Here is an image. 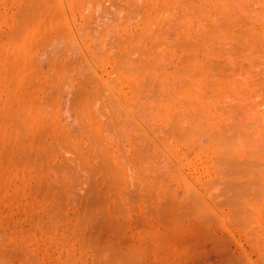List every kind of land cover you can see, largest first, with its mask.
Here are the masks:
<instances>
[{"label":"rangeland","instance_id":"374dc122","mask_svg":"<svg viewBox=\"0 0 264 264\" xmlns=\"http://www.w3.org/2000/svg\"><path fill=\"white\" fill-rule=\"evenodd\" d=\"M181 1L182 3H179ZM209 1L0 0V264H107L108 260L105 257L109 255L108 252H112L111 255L114 258L120 259V261L123 260L124 264H264V204H262L264 203V190L259 187L261 191H258L261 194L254 193L255 196L252 194L249 196L250 200L252 197L255 200H249L248 204H251V206H244L247 212L235 214L234 207H231L232 203H230L232 201L231 196L225 191V185L221 181V171H218V168H221L228 173L229 169L223 165L222 161L223 164L218 163L219 159L216 160V155H213L211 149L207 147L217 132L220 135L222 134L219 133L221 130V132L225 131L226 133V129L230 130V124L227 125L225 121L228 122L230 119L228 123H233L232 120L234 118H236L234 121L238 123L245 121V119L248 120L247 114L244 112V115L242 113L244 110L239 107L244 102L240 101L241 93L248 97V99L246 97L243 99L245 101L249 100L248 106L256 108L258 104L256 110H264V51H259L260 47L255 48V50L258 49L257 51L261 55L257 57V54H254L255 52L251 49L253 43L256 45V40L261 39L258 35L262 37L258 31L262 32L260 28L264 25H262L264 16L263 18L261 17L262 21L258 18V23L254 22L256 27L253 24L252 28L251 24L256 21L253 20V15L257 16L255 9L261 7L262 4L258 5L254 0H248L247 3L242 0L241 3H246L243 5H247V8L244 6L242 10V6L239 5L240 9L235 6L238 4L235 3L237 0L235 2L227 0L229 1L228 5H230V2H234L233 8L231 5L230 7L236 13L228 14L230 12L226 10L229 8H227L228 5L222 3L226 7L224 9L225 7L223 6V9L226 10L224 12L229 20L221 18L225 16L224 13V16H219L216 20L215 16L219 14L217 6L221 0H218L219 2L215 0L218 2L215 4L213 0ZM224 1L222 0V2ZM211 2L213 5H211ZM184 3L186 6L183 5ZM262 3H264V0ZM190 5L194 6L195 9L197 7L205 8L206 10L204 11L209 14L207 18L209 19V16L210 18L213 16L214 20L210 19L209 21L201 16V22L199 18L203 9L198 10L197 8L196 11ZM252 5L256 7L254 14L253 12L250 13L251 11H247V9L252 8ZM213 6L217 10L215 8V10H212ZM220 7L221 12L222 6L220 5ZM189 10L192 13L191 17H193L191 19L190 17L188 19L186 15L188 14L189 16L191 14ZM245 10L248 12L247 14ZM194 12L201 13H199L197 19L195 18L197 16H194ZM249 13L252 15L248 20ZM151 14L153 15L151 16ZM233 14L237 17L240 14L239 18L241 21ZM263 14L264 10L262 11ZM156 15L157 17H155ZM147 16L150 18L147 19ZM230 16L232 20L233 17H235L234 20H239V23L236 20L232 21L233 23L237 22V27L235 23L231 22L232 26L229 23ZM243 16L246 17H244L246 24H250L249 28L245 25ZM257 17L254 18L257 19ZM147 20L152 23L150 27L147 24ZM180 20L183 22L181 23ZM197 20H200V23ZM204 20L206 22H203ZM219 21L222 23H219ZM224 21L226 22L225 24L223 23ZM192 22L194 23L192 24ZM259 22H262L260 23L261 26ZM227 24H230L231 28ZM35 25L37 27H34ZM181 25L183 27H180ZM224 25H226V30H230V35L226 32ZM177 27L180 28L178 29ZM232 27L234 31H231ZM235 27L236 29H234ZM243 29L246 32L248 31L247 34ZM262 29L264 30V27ZM196 30L199 32H196ZM206 30H208V33L204 34V37L209 35L211 38L213 33L216 32V35L212 36V42V38L210 39V44H208L209 40H206L207 38L204 41L203 37H201ZM217 30L218 34L223 31L219 37H217ZM239 30L244 31V36L242 35L243 33L239 34ZM185 33L188 34L186 35ZM225 33L227 34L226 36ZM254 33L258 35L256 36ZM262 33L264 34V32ZM249 34H251V37L246 39L245 35L250 36ZM234 35L235 37L238 36L236 38L237 41H235ZM254 35L257 38H254ZM227 36L230 39L234 38H232L234 46L232 43L229 44L230 41L227 42V39L229 40ZM240 37L246 41L242 39L239 43ZM218 38L220 41H218ZM214 39L218 43L222 39L226 40V42L224 43L222 40L219 44L220 47L215 49L218 43L214 47ZM259 40H257L258 45L256 46H261L264 43L263 40ZM183 41L184 43H182ZM164 42L167 45L169 42L172 45H176V48L172 47L174 51L172 48V51H167ZM203 42L205 48L202 44ZM186 43L188 46L183 45ZM212 43L213 46L209 47ZM250 43L252 44L251 48L249 47ZM140 44L146 48L151 46L152 49H147L153 51L156 55L154 53L150 54L151 52H148L147 55L146 48H142ZM178 44H180L179 49L188 48L179 51L177 48ZM227 44L230 47L229 49H227ZM231 45L233 47H242L244 45L247 50L250 48V51L242 53L239 57L242 60H240L237 57L238 52L241 53L245 47L243 46L242 50L240 49L241 51L238 49L237 55L234 56L235 54L233 53L235 51H233ZM207 48L209 50L213 48L212 53H208L206 51ZM219 49L221 51H218ZM224 49L226 52L223 51ZM200 50L204 51L201 52ZM251 50L252 53H250ZM246 53H250L251 57L256 55L255 57L259 59L258 61H263L260 63L256 58H252L251 61V57L248 55L250 57L249 60ZM149 54L151 58H149ZM242 56H246V59L245 57L242 58ZM211 57H214L213 60ZM189 59L191 60L189 61ZM198 59H202V61L199 62ZM206 60L208 62H204ZM195 61L202 62L201 66H203L200 67V64ZM142 62L154 65L153 67L148 65L146 67L142 65L143 67H141ZM194 62L199 66L194 65ZM176 63L177 66L175 65ZM239 63H241L240 66ZM220 67L225 69L220 70L222 69ZM202 68L209 74V78L206 73L203 74L204 70L201 71ZM191 69L192 72H190ZM195 73L198 75L196 76ZM228 76L230 77L228 78ZM204 77L208 80H204ZM220 77L223 78L225 84ZM239 78L242 86L238 84ZM189 79L192 81H189ZM218 79L219 81H217ZM232 80H234L233 83ZM216 81L217 85L215 84ZM235 81L237 83L234 84ZM190 82L199 83L200 90L196 85L187 86L191 84ZM177 83H181V87ZM246 83L247 85L251 83L252 87H254L255 83V87L252 88L248 85L247 88ZM260 84L261 87H259ZM174 85L178 87L176 86L175 88ZM184 85L187 87L184 88ZM235 85L239 87L237 88ZM192 86L196 88L195 91H192L191 96L193 98L188 95L191 94L190 90L195 89H191ZM95 87L97 89L94 91ZM173 87L175 92L172 89ZM227 87L231 88L229 89L230 91ZM177 88L181 90H178L179 92L188 95V97L185 94L181 96L184 102H186V98L190 100V97L192 100L195 99L196 102L193 100V103H191V101L186 99L191 103L189 107L194 104V108L192 105L191 108L186 107L187 110L182 106V112H184L182 114L190 118L191 121L185 118L184 120L191 123H184L183 118L181 119L180 116L183 122L178 124L175 121V123L178 126L181 124L185 126L184 128L179 127L177 135H174L173 123L172 125L169 124L173 122L170 119L172 114L168 112L171 117H167L169 119L167 121L164 119L165 121H163L160 113L157 114L161 116L158 118V116L154 115L156 112L153 114L152 112L155 108L153 104L157 101L156 98L159 95L162 96L163 94L161 97L164 99L163 102H168L170 99L167 96L168 93L172 96L171 92L173 91L172 93L175 95ZM211 89L214 90L212 91ZM232 89L234 92L231 91ZM90 90L91 92H89ZM200 91L202 92L201 94L199 93ZM195 92L203 98L200 97L199 99L200 95L197 96ZM221 92L223 93L222 96L220 95ZM164 95L167 97L165 98ZM194 95H196L195 98ZM214 95L218 97L216 96V98ZM180 99L183 101L182 98ZM154 100L156 101L154 102ZM206 102L207 106L205 105ZM249 102H253L254 105ZM155 104L157 105L158 102ZM172 104L170 103V105ZM150 105H152L153 109L149 108ZM208 106L211 107L209 108ZM226 112L228 115H226ZM261 113L262 115H258L260 117L257 119L264 115V111ZM209 114L212 115V118ZM202 116H205V118ZM208 116H210L211 120L215 119L216 121L212 120L213 122H211ZM244 117L246 118L244 119ZM207 118L210 121L209 123ZM220 118H224L222 123L218 120ZM180 119L178 120L180 121ZM203 119L207 127L209 125L212 128L213 123L216 122L217 125L214 123L216 128H222L220 130L212 128L211 130L208 127L209 130L208 128L206 130ZM193 120L200 126L202 124L203 126L201 127H204L202 129L208 132L204 133L200 126L197 125L198 130L202 131V133H197L195 131L197 127ZM192 121L196 127L195 130H193ZM211 123L212 125L210 126ZM189 125H193L190 126V130ZM215 130L217 131L216 134H214ZM194 131L196 134L191 135L190 133L192 132L193 134ZM225 132L224 134H226ZM140 134L146 135V139ZM153 141H156L157 144H153ZM187 141L188 143H186ZM198 144L200 145L198 146ZM203 144L206 146H202ZM258 146L257 150L264 148L263 145ZM246 152H244L243 156ZM153 154L154 157H152ZM243 156L239 155L237 157L239 162H246L247 160V163H249L254 158L249 151L245 157ZM137 157L143 162L147 161L143 164ZM186 159L189 160L187 161ZM139 162L141 163L139 164ZM141 166L144 167L145 174L140 173V171L143 172ZM156 166L157 168L161 166V171ZM146 173L150 176L148 175L149 177H147ZM167 175L170 176L166 177ZM263 175L260 177L263 179H260L262 186L264 184ZM151 176L154 177L151 178ZM156 181L158 184H156ZM192 196H196L197 199L192 198ZM192 199H195V202L204 203L203 207L201 204H196ZM227 199L228 201L230 199L229 204ZM200 206L205 209L201 210L200 208L201 213L198 210ZM195 209L196 214L194 212ZM239 219L242 220L239 221ZM253 232L255 233L254 237L252 236ZM120 238L123 239L120 241ZM130 252L133 254L130 255ZM23 260L24 262H21Z\"/></svg>","mask_w":264,"mask_h":264},{"label":"bare ground","instance_id":"6f19581e","mask_svg":"<svg viewBox=\"0 0 264 264\" xmlns=\"http://www.w3.org/2000/svg\"><path fill=\"white\" fill-rule=\"evenodd\" d=\"M54 1H55V0H54ZM79 1H80V0H79ZM85 1H86V0H85ZM89 1H90V0H89ZM183 1H184V0H183ZM213 1H214V2H213ZM213 1H212V2L215 4V3H218L220 0H219V1L217 0L218 2H216L215 0H213ZM223 1H224V0H223ZM226 1H227V0H226ZM226 1L222 2V0H221V1H220L221 3H220V2L218 3V6H219V7L217 6V9H218L219 14L221 13V15L218 14V16H215V15H214L215 13H214L213 15L216 17V20H217V18H218L219 16H220V17H221V16H224L223 13L225 14V16H224V17H221V18H222V19H228V18H226V13L224 12V11H226V10H229L230 12L232 11L231 13H230V12L228 13V14H231V15H232V13H236V11L232 10V8H233L232 5H235L234 2H235L236 0H233L234 2H233V1L230 2V5H231L232 8L230 7V5L227 4L230 0L227 1V2H226ZM241 1H242V0H240V2H239V0H237L235 3H236V4L238 3V4L235 5V6H236V7H239L238 9H240V6H242L241 9L243 10V9H244V6H245V5H243V4H246L248 0H244V1H246V3H243V4L241 3ZM252 1H253V0H252ZM254 1L256 2V4L258 3V5H261V4H262L261 7H259V6H257V7H259L260 9H261V8H263V9H261V11H260V9L254 7V5H252V8H253V9L250 8V7L248 6V8H250L251 10H250V9H247V11H248V12L251 11L250 13L253 12V14H254V13H255V10H256V13H257V16H258V17H257L255 14L253 15L254 17H257V19L254 18V17L252 16V17H253V20H256V21H253V23H251V24H252V28H253V24L255 25L254 22H257V23H258V21H259L258 18H260V19H261L260 21H262V18H263V16H264V14L262 15V11L264 10V7H263L264 3H262L263 0H260V1L258 0L259 2H258L257 0H254ZM59 2H60V1H59ZM93 2H94V1H93ZM119 2H120V1H119ZM119 2H118V3H119ZM129 2H130V1H129ZM208 2H210V1L208 0ZM208 2H206V3L209 5ZM212 2H211V3H212ZM20 3L22 4V2H20ZM50 3H51V2H50ZM60 3H62V2H60ZM80 3H81V2H80ZM102 3H103V2H102ZM104 3H105V2H104ZM106 3H107V2H106ZM112 3H113V2H112ZM114 3H115V2H114ZM179 3H182V1L179 2ZM213 3H212L211 5H213ZM222 3H223L224 5H225V3H226V4L228 5L227 8L229 7V8H231V9H229V8L226 9V7H225ZM239 3H240V4H239ZM250 3H252V2H250ZM47 4H48V3H47ZM51 4H52V3H51ZM92 4H93V3H92ZM119 4H120V3H119ZM126 4H127V2H126ZM192 4H193V3H192ZM254 4H255V3H254ZM256 4H255V5H256ZM24 5H25V4H24ZM28 5H30V4H28ZM33 5H34V4H33ZM41 5H42V3H41ZM48 5H49V4H48ZM58 5H59V4H58ZM83 5H84V4H83ZM105 5H106V4H105ZM183 5L186 6L185 3H184ZM193 5H194V4H193ZM220 5L222 6V11H221V12H220V10H221ZM239 5H240V6H239ZM35 6H36V5H35ZM44 6H46V5H44ZM56 6H57V5H56ZM81 6H82V5H81ZM91 6H93V5H91ZM113 6H114V5H113ZM178 6H180V5H178ZM185 6H183V7H185ZM190 6H191V5H190ZM195 6H196V5H195ZM223 6L225 7L224 9H226V10L223 9ZM24 7H25V6H24ZM33 7H34V6H33ZM58 7H59V6H58ZM122 7H123V6H122ZM188 7H189V6H188ZM191 7H192V6H191ZM196 7H197V6H196ZM210 7H211V6H210ZM210 7H209V9H210ZM215 7H216V5H215ZM215 7L213 6V9H212V10H215V9H216ZM245 7L247 8V5H246ZM29 8H30V6H29ZM34 8H36V7H34ZM71 8H73V7H71ZM139 8H140V7H139ZM149 8H150V7H148V9H149ZM192 8H194V6H193ZM197 8H198V7H197ZM197 8H196V9H197ZM207 8H208V7H207ZM211 8H212V7H211ZM214 8H215V9H214ZM255 8H256V9H255ZM47 9H48V8H47ZM77 9H78V8H77ZM93 9H94V8H93ZM115 9H116V7H115ZM115 9H114V10H115ZM122 9H123V8H122ZM142 9H143V8H142ZM154 9H155V7H154ZM180 9H181V8H180ZM182 9H183V8H182ZM194 9H195V8H194ZM196 9H195V10H196ZM199 9H203V8H198V10H199ZM209 9H207V10H209ZM217 9H216V10H217ZM254 9H255V10H254ZM26 10H27V9H26ZM57 10H58V9H57ZM62 10H63V9H62ZM150 10H151V8H150ZM150 10H149V11H150ZM177 10H178V9H177ZM187 10H188V9H187ZM190 10H193V9H190ZM190 10H189V13H191ZM195 10H194V11H195ZM204 10H206V9L204 8V9H203V12L200 10V11L202 12L203 15L199 12V13L201 14V15H200V18H199L200 20H201L202 18H203V19H206V18H207V15H209L208 12H207V11H204ZM252 10H253V11H252ZM33 11H34V10H33ZM81 11H82V10H81ZM96 11H97V10H96ZM196 11H197V10H196ZM257 11H258V12L260 11V12L258 13ZM45 12H46V11H45ZM64 12H65V11H64ZM97 12H98V11H97ZM104 12H105V11H104ZM116 12H117V11H116ZM140 12H141V11H140ZM147 12H148V11H147ZM154 12H155V11H154ZM156 12H158V11H156ZM162 12H163V11H162ZM177 12H179V11H177ZM192 12H193V11H192ZM204 12H205V14H204ZM206 12H207V14H206ZM209 12H210V11H209ZM214 12H217V11H214ZM218 12H217V13H218ZM245 12H246V10H245ZM248 12H246V14H247ZM28 13H29V12H28ZM30 13H31V12H30ZM34 13H35V12H34ZM65 13H67V12H65ZM150 13H151V12H150ZM179 13H180V12H179ZM181 13H182V12H181ZM194 13H195V14H194ZM194 13H193L194 16H195V15L197 16V17H195V18L197 19V18L199 17V13H198V12H194ZM196 13H197L198 15H197ZM239 13H240V12H239ZM250 13H249L248 18H247L248 20H249L250 16L252 15V14L250 15ZM69 14H70V13H69ZM75 14H76V13H75ZM118 14H119V13H118ZM130 14H131V13H130ZM139 14H140V13H139ZM153 14H154V13H153ZM153 14H151V16H152ZM158 14H159V13H158ZM158 14H157V15H158ZM165 14H166V13H165ZM182 14H183V13H182ZM228 14H227V16H228ZM43 15H44V14H43ZM81 15H82V14H81ZM89 15H91V14L89 13ZM116 15H117V14H116ZM140 15H142V14H140ZM148 15H149V14H148ZM157 15H156L155 17H157ZM161 15H162V13H161ZM186 15H187L188 19H189V17H190V19L193 18V17H191L192 13H191L189 16H188V14H186ZM211 15H212V14H211ZM233 15H234V14H233ZM239 15H240V14H239ZM239 15H238V17H237L236 15H234V16L238 19V18H239ZM261 15H262V16H261ZM35 16H36V15H35ZM50 16H51V15H50ZM91 16H92V15H91ZM93 16H94V15H93ZM108 16H109V15H108ZM110 16H111V15H110ZM113 16H115V15H113ZM117 16H118V15H117ZM121 16H122V14H121ZM143 16H144V15H143ZM162 16H163V15H162ZM177 16H178V14H177ZM180 16H181V15H180ZM182 16H183V15H182ZM201 16H202V18H201ZM40 17H41V16H40ZM56 17H57V16H56ZM82 17H83V16H82ZM115 17H116V16H115ZM119 17H120V16H119ZM164 17H165V16H164ZM184 17H185V16H184ZM187 17H186V18H187ZM235 17H233V20H234ZM240 17H241V16H240ZM244 17H245V16H243V18H244ZM252 17H251V18H252ZM261 17H262V18H261ZM31 18H32V16H31ZM37 18H38V17H37ZM70 18H71V17H70ZM75 18H76V16H75ZM83 18H84V17H83ZM90 18H91V17H90ZM93 18H94V17H93ZM93 18H92V19H93ZM116 18H117V17H116ZM120 18H121V17H120ZM129 18H130V17H129ZM148 18H150V17L147 16V19H148ZM175 18H176V17H175ZM178 18H179V17H178ZM178 18H177V19H178ZM231 18H232V17L230 16V22H229V23H231V22L233 21ZM245 18H246V17H245ZM245 18H244V21L246 20ZM33 19H35V18H33ZM66 19H67V17H66ZM80 19H81V18H80ZM92 19H91V20H92ZM132 19H133V17H132ZM152 19H153V18H152ZM152 19H150V20H152ZM155 19H156V18H155ZM168 19H169V18H168ZM172 19H174V18H172ZM179 19H180V18H179ZM179 19H178V20H179ZM182 19L184 20V18H182ZM182 19H181V20H182ZM207 19H208V18H207ZM210 19H211V20H214V19H213V16H211V18H210V16H209V19H208V20L210 21ZM219 19H220V18H219ZM222 19H221V20H222ZM237 19H235L237 22H238L239 20L241 21L240 18H239V20H237ZM36 20H37V19H36ZM50 20H51V19H50ZM67 20H68V19H67ZM75 20H76V19H75ZM87 20H88V19H87ZM109 20H110V19H109ZM135 20H137V19H135ZM144 20H145V19H144ZM159 20H160V19H159ZM170 20H171V19H170ZM174 20H176V19H174ZM181 20H180V21H181ZM200 20H197V21L200 23ZM221 20H220V21H221ZM228 20H229V19H228ZM235 20H234V21H235ZM248 20H247V21H248ZM250 20H251V19H250ZM257 20H258V21H257ZM23 21H24V20H23ZM61 21H62V20H61ZM142 21H143V19H142ZM147 21H148V20H147ZM147 21H146V22H147ZM154 21H155V20H154ZM154 21H153V22H154ZM186 21H187V19H186ZM186 21H185V22H186ZM190 21H191V20H190ZM220 21H219V23H222V22H220ZM54 22H55V21H54ZM64 22H65V21H64ZM67 22H68V21H67ZM87 22H89V21H87ZM115 22H116V21H115ZM124 22H125V21H124ZM130 22H131V21H130ZM132 22H133V21H132ZM134 22H135V21H134ZM150 22H152V21H150ZM158 22H159V21H158ZM176 22H177V21H176ZM182 22H183V21H181V23H182ZM185 22H184V23H185ZM187 22H188V21H187ZM198 22H197V23H198ZM201 22H202V20H201ZM203 22H206V21L204 20ZM216 22H217V21H216ZM237 22H236V23H237ZM242 22H243V20H242ZM249 22H252V21H249ZM262 22H263V23H262ZM262 22H259V24H260V23H262V25L264 24V18H263V21H262ZM47 23H48V22H47ZM51 23H52V22H51ZM106 23H107V22H106ZM161 23H162V22H161ZM193 23H194V22H192V24H193ZM195 23H196V22H195ZM208 23H209V22H208ZM208 23H205V24H208ZM223 23L225 24L226 22L224 21ZM227 23H228V22H227ZM232 23H233V22H232ZM232 23H231V26H232ZM234 23H235V22H234ZM234 23H233V24H234ZM236 23H235V25H236ZM238 23H239V22H238ZM244 23H245V25H247V24H246V21H245ZM257 23H256V24H257ZM62 24H63V23H62ZM67 24H69V23H67ZM104 24H105V23H104ZM110 24H111V23H110ZM115 24H116V23H115ZM147 24H148L149 27H150V24H152V23H149V21H148ZM173 24H174V23H173ZM179 24H180V23H179ZM210 24H211V23H210ZM240 24H242V23L240 22ZM248 24H249V23H248ZM259 24H258V26H259ZM30 25H31V24H30ZM123 25H124V24H123ZM145 25H146V24H145ZM148 25H147V26H148ZM154 25H155V24H154ZM168 25H169V24H168ZM182 25H184V24H182ZM182 25H181L180 27H183ZM185 25H186V23H185ZM199 25H200V24H199ZM199 25H198V26H199ZM212 25H213V24H212ZM235 25H234V26H235ZM249 25H250V24H249ZM249 25H247V27H248ZM69 26H70V25H69ZM75 26H77V25H75ZM125 26H127V25H125ZM142 26H143V25H142ZM158 26H159V24H158ZM161 26H162V24H161ZM169 26H170V25H169ZM188 26H190V25H188ZM204 26H205V25H204ZM225 26H226V25H224V28H225ZM227 26L231 28L230 24H227ZM237 26H238V25H236V27H237ZM260 26H261V24H260ZM34 27H37V26L35 25ZM70 27H71V26H70ZM107 27H108V26H107ZM116 27H117V26H116ZM123 27H124V26H123ZM159 27H160V26H159ZM167 27H168V26H167ZM171 27H172V26H171ZM180 27H179V28H180ZM201 27H203V26H201ZM217 27H218V26H217ZM236 27H235L234 29H236ZM255 27H256V25H255ZM255 27H254V28H255ZM261 27L263 28L264 25L261 26ZM17 28H18V27H17ZM40 28H41V27H40ZM130 28H131V27H130ZM142 28H143V27H142ZM146 28H147V27H146ZM175 28H176V27H175ZM177 28H178V27H177ZM179 28H178V29H179ZM204 28L207 29L206 27H204ZM222 28H223V27H222ZM222 28H221V29H222ZM248 28H249V27H248ZM248 28H246V29L248 30ZM262 28H260V29H261L262 32H264V30H263ZM37 29H38V28H37ZM68 29H70V28L68 27ZM77 29H78V28H77ZM101 29H102V28H101ZM112 29H113V28H112ZM131 29H132V28H131ZM140 29H141V28H140ZM173 29H174V28H173ZM195 29H196V28H195ZM208 29H209V26H208ZM214 29H215V27H214ZM216 29H217V28H216ZM226 29H227V28H225V30H226ZM240 29H241V26H240ZM258 29H259V28H258ZM70 30H71V29H70ZM117 30H118V29H117ZM141 30H143V29H141ZM147 30H148V29H147ZM157 30H158V27H157ZM161 30H162V29H161ZM176 30H177V29H176ZM193 30H194V29H193ZM199 30H201V29H199ZM222 30H223V29H222ZM225 30H224V31H225ZM243 30H244V29H243ZM254 30H255V29H254ZM254 30H253V32H254ZM18 31H19V30H18ZM67 31H68V30H67ZM75 31H76V30H75ZM78 31H79V30H78ZM80 31H81V30H80ZM103 31H104V30H103ZM108 31H109V30H108ZM114 31H115V30H114ZM149 31H150V30H149ZM154 31L157 32L156 29H154ZM179 31H180V30H179ZM184 31H185V30H184ZM197 31H198V30H196V32H197ZM209 31H210V30H209ZM211 31L214 32L213 30H211ZM220 31H221V30H220ZM229 31H230V30H229ZM229 31L226 30V32H228V33H229ZM231 31H234V30H233V27H232V30H231ZM240 31H242V30H239V34L241 35V34L243 33L242 35L244 36V34H245L244 31H245V30L242 31L241 33H240ZM40 32H41V31H40ZM81 32H82V31H81ZM124 32H125V31H124ZM155 32H154V33H155ZM172 32H173V31H172ZM186 32H188V31H186ZM198 32H199V31H198ZM212 32H211V33H212ZM222 32H223V31H222ZM222 32H221V33L219 32L220 34H218V30H217V34H218L217 37H219V35H221ZM235 32H237V31H235ZM245 32H246V31H245ZM247 32H248V31H247ZM247 32H246V34H247ZM249 32H251V31H249ZM256 32H257V31H256ZM262 32L258 31V33H259L262 37H260L258 34H257V35H258L259 38H261L260 40H263V41H264V36H263L264 34H263ZM101 33H102V32H101ZM105 33H106V32H105ZM113 33H114V32H113ZM130 33H131V32H130ZM142 33H143V32H142ZM146 33H147V32H146ZM207 33H208V30H206V32H204V33L202 34L201 37H203L204 41H205V38H207L206 40H209V43H208V44H210V43L213 41V37H212V36H213V35H216V32L213 33V35L211 36L212 39L209 37V35H205V37L203 36L204 34H207ZM232 33H233V32H232ZM64 34H66V33H64ZM106 34H107V33H106ZM132 34H133V33H132ZM149 34H150V33H149ZM156 34H157V33H156ZM160 34H161V33H160ZM174 34H175V33H174ZM185 34H186V33H185ZM187 34H188V33H187ZM187 34H186V35H187ZM190 34H191V33H190ZM233 34H235V33H233ZM233 34H232V35H233ZM254 34H255V33H254ZM16 35H17V34H16ZM139 35H140V34H139ZM145 35H147V34H145ZM175 35H177V34H175ZM193 35H194V34H193ZM198 35H199V34H198ZM226 35H227V34L225 33V36H226ZM229 35H230V33H229ZM249 35H250V36H246V35H245L246 39H248L247 37H251V34H249ZM255 35H256V34H255ZM255 35H254V38H257V37H255ZM257 35H256V36H257ZM17 36H18V35H17ZM17 36H16V37H17ZM106 36H107V35H106ZM163 36H164V35H163ZM167 36H168V35H167ZM180 36H181V34H180ZM199 36H200V35H199ZM207 36H208L209 38H208ZM243 36H241V37H243ZM20 37H21V36H20ZM28 37H29V36H28ZM152 37H153V36H152ZM171 37H172V36H171ZM183 37H184V36H183ZM227 37H228V36H227ZM231 37H232V36H231ZM241 37H240L241 40L238 39V40H239V41H238L239 43H240V41H242V39H244V38H241ZM132 38H133V37H132ZM167 38H168V37H167ZM175 38H176V37H175ZM178 38H179V37H178ZM187 38H188V37H187ZM192 38H193V37H192ZM221 38H222V37H221ZM225 38H226V37H225ZM228 38H229V37H228ZM232 38H233V37H232ZM232 38H231V39H232ZM234 38H235V41H237L236 38H238V36L235 37V35H234ZM234 38H233V39H234ZM137 39H138V38H137ZM162 39H163V38H162ZM168 39H169V38H168ZM196 39H197V38H196ZM203 39H202V41H203ZM210 39H211V42H210ZM231 39H230V38H229V40L227 39V42L230 41L229 44L232 43V45H233L234 42H232V41H234V40H233V39L231 40ZM249 39H251V38H249ZM252 39H253V37H252ZM176 40H177V39H176ZM193 40H194V39H193ZM222 40H223V39H222ZM222 40H221V42H222ZM244 40H245V39H244ZM257 40H259V39H257ZM257 40H256V42H255L256 45H258V44H257ZM260 40H259V41H260ZM150 41H151V40H150ZM150 41H149V42H150ZM152 41H153V40H152ZM160 41H161V40H160ZM163 41H164V40H163ZM169 41H170V40H169ZM218 41H220L219 38H218ZM218 41L216 42V39H214V42H213V43H214V47H215L216 43H218ZM223 41H224V40H223ZM245 41H246V40H245ZM221 42H220V43H221ZM225 42H226V40L224 41V43H225ZM238 42H237V43H238ZM243 42H244V41H243ZM250 42H252V40H250ZM138 43H139V42H138ZM174 43H175V42H174ZM177 43H178V40H177ZM182 43H184V41H183ZM188 43H189V42H188ZM205 43H206V42H205ZM213 43H212L211 45H209V47H210V46H213ZM220 43H218V46L216 45V48H215V49H217V47H218V48L220 47V46H219ZM224 43H223V44H224ZM235 43H236V42H235ZM239 43H238V44H239ZM146 44H147V43H146ZM156 44H157V43H156ZM189 44H191V43H189ZM193 44H194V43H193ZM202 44H203V46H204V42H203ZM202 44H201V45H202ZM208 44H207V45H208ZM248 44H249V42H248ZM161 45H162V44H161ZM164 45H165V48L167 49V51H168V50H171V48H172L173 46L176 48V45H172V44H170V42L168 43V45H167V43L164 42ZM179 45H180V44H178V47H177L178 49H179ZM183 45H187V43H186V44H183ZM201 45H200V46H201ZM224 45H225V44H224ZM224 45H223V46H224ZM227 45H228V44H227ZM232 45H231V47L234 46V45H233V46H232ZM251 45H252V44L250 43V45H249L250 48H251ZM254 45H255V44L253 43V47H252L251 49L255 52L254 54H257V57H260L261 55H260V52H259V51H261V50L264 51V43L262 44L263 47H262V45H261V46H256V45L254 46ZM140 46H141V44H140ZM148 46H149V45H148ZM170 46H171V47H170ZM187 46H188V45H187ZM193 46H194V45H193ZM243 46H244V45H243ZM243 46H242V47H241V46H237V47L235 46V47H233V51H235V52L233 53V54H235L234 56L237 55L238 49H239V50H240V49L242 50ZM246 46H247V45H246ZM141 47H142V46H141ZM141 47H140V48H141ZM149 47H151V46H149ZM149 47H147V48H148V49H152V47H151V48H149ZM162 47H163V46H162ZM195 47H196V46H195ZM207 47H208V46H207ZM209 47H208V48H209ZM239 47H240V48H239ZM244 47H245V46H244ZM249 47H248V48H249ZM257 47H260V48H259V51H257L258 49L255 50V48H257ZM142 48H146V47H142ZM147 48H146V50H147L146 54H147L148 52H151L150 54L154 53L153 51H149ZM169 48H170V49H169ZM185 48H188V47H185ZM185 48H183V49H185ZM204 48H205V46H204ZM208 48L206 49V51H207L208 53H210V52L212 53L213 48H211L212 50H209ZM226 48H227V47H226ZM229 48H230V47H229V45H228V48H227V49H229ZM234 48H236V50H234ZM250 48L247 50V47H245L244 49H246V50H244V49H243L242 51L240 50L241 53L238 52V56H237V57L239 58L240 55H241L242 53H244L245 51H246V52H247V51H250ZM155 49H156V48H155ZM178 49H177V51H178ZM183 49L181 48V49H179V51H180V50H183ZM191 49H193V48H191ZM194 49H195V48H194ZM197 49H198V48H197ZM200 49H202V48H200ZM220 49H221V48H220ZM220 49H219L218 51H221ZM222 49H223V48H222ZM144 50H145V49H144ZM172 50L174 51L173 48H172ZM172 50H171V51H172ZM204 50H205V49H204ZM204 50H203V51H204ZM252 50H251L250 53H252ZM175 51H176V50H175ZM191 51H192V50H191ZM191 51H190V52H191ZM195 51H196V50H195ZM200 51H201V50H200ZM200 51H199V52H200ZM203 51H201V52H203ZM223 51H225V49H224ZM223 51H222V52H223ZM228 51H229V50H228ZM263 51H262V52H263ZM143 52H145V51H143ZM188 52H189V50H188ZM201 52H200V53H201ZM225 52H226V51H225ZM168 53H169V52H168ZM171 53H172V52H171ZM183 53L186 55L185 52H183ZM193 53H194V51H193ZM200 53H199V54H200ZM215 53H216V52H215ZM230 53H231V52H230ZM250 53H249V54L246 53V56H247V58H249V60H250V57H251ZM150 54H149V58H151V57H150ZM154 54H155V53H154ZM173 54H174V53H173ZM176 54H177V53H176ZM188 54H189V53H188ZM201 54H203V53H201ZM217 54H218V53H217ZM147 55H148V54H147ZM155 55H156V54H155ZM197 55H198V53H197ZM205 55H206V57H207V54H206V53H205ZM230 55H231V54H230ZM248 55H249L250 57H249ZM259 55H260V56H259ZM168 56H169V55H168ZM183 56H184V55H183ZM208 56H209V55H208ZM234 56H232V57H234ZM246 56H242V58L245 57V59H246ZM255 56H256V55H255ZM255 56H254V57H251V61H252V58H253V59L256 58L257 61L259 60V59H258L257 57H255ZM147 57H148V56H147ZM153 57H154V56H153ZM184 57H185V56H184ZM184 57H183V60H184ZM194 57H195V56H194ZM262 57H263V56H262ZM161 58H162V57H161ZM165 58H166V57H165ZM185 58H187V57H185ZM209 58H210V57H209ZM211 58H212V57H211ZM213 58H214V57H213ZM213 58H212V60H213ZM263 58H264V57H263ZM140 59H141V58H140ZM146 59H147V58H146ZM156 59H157V58H156ZM158 59H159V58H158ZM176 59H177V58H176ZM227 59H228V58H227ZM239 59H240V58H239ZM239 59H238V60H239ZM159 60H160V59H159ZM166 60H167V59H166ZM190 60H191V59H189V61H190ZM198 60H199V59H198ZM212 60H211V61H212ZM234 60H235V59H234ZM240 60H242V59H240ZM260 60H261V59H260ZM141 61H142V60H141ZM157 61H158V60H157ZM157 61H156V62H157ZM163 61H164V60H163ZM169 61H170V60H169ZM175 61H176V60H175ZM196 61H197V60H196ZM196 61H195V62H196ZM200 61H202V59L199 60V62H200ZM217 61H218V60H217ZM220 61H221V60H220ZM222 61H223V60H222ZM224 61H225V60H224ZM235 61H236V60H235ZM257 61H256V62H257ZM262 61H263V60H262ZM262 61H261V62H262ZM138 62H140V61H138ZM138 62H137V63H138ZM145 62H146V61H145ZM153 62H154V61H153ZM195 62H194V65H198V64H195ZM199 62H196V63H199ZM204 62H208V61L206 60V61H204ZM253 62H254V60H253ZM258 62H260V61H258ZM261 62H260V63H261ZM181 63H183V61H181ZM185 63H186V60H185ZM192 63H193V61H192ZM201 63H202V62H201ZM201 63H199V64H200V67L203 66V65L201 66ZM213 63H214V62H213ZM224 63H226V62H224ZM235 63H236V62H235ZM149 64H151V65H149ZM161 64H162V62H161ZM204 64H205V63H204ZM208 64H210V63H208ZM208 64H206V65H208ZM214 64H215V63H214ZM221 64H222V63H221ZM236 64H237V63H236ZM236 64H235V65H236ZM240 64H241V63H239V66H240ZM262 64H263V63H262ZM142 65H143L144 67H146L147 65L153 67L154 64H153V65H152V63H146V64H144V62H142V63H141V67H143ZM157 65H158V64H157ZM175 65L177 66V63H176ZM179 65H180V64H179ZM182 65H183V64H182ZM187 65H188V61H187ZM192 65H193V64H192ZM223 65H224V64H223ZM244 65H245V64H244ZM263 65H264V64H263ZM139 66H140V65H139ZM160 66H161V65H160ZM163 66H164V65H163ZM180 66H181V65H180ZM198 66H199V65H198ZM208 66H209V65H208ZM208 66H207V67H208ZM212 66H213V65H212ZM216 66H217V64H216ZM224 66H225V65H224ZM183 67H184V66H183ZM193 67H194V66H193ZM222 67H223V66H222ZM222 67H220V68H222ZM148 68H150V67H148ZM155 68H156V67H155ZM196 68H197V66H196ZM198 68H199V67H198ZM215 68H217V67H215ZM253 68H254V67H253ZM159 69H160V68H159ZM175 69H177V68H175ZM178 69H179V68H178ZM206 69H207V68H206ZM209 69H210V67H209ZM223 69H225V68H222V69H220V70H223ZM247 69H248V68H247ZM247 69H246V70H247ZM145 70H146V69H145ZM181 70H183V69H181ZM197 70H198V69H197ZM203 70H204V69L202 68L201 71H203ZM218 70H219V68H218ZM248 70H249V69H248ZM167 71H168V70H167ZM176 71H177V70H176ZM148 72H149V71H148ZM177 72H178V71H177ZM190 72H192V69H191ZM214 72H218V71H214ZM222 72H223V71H222ZM245 72H248V71H245ZM158 73H159V72H158ZM161 73L163 74V72H161ZM164 73H165V72H164ZM166 73H167V72H166ZM171 73H172V72H171ZM182 73H183V72H182ZM198 73H199V72H198ZM205 73L207 74V77L209 78V74L204 70L203 74H205ZM229 73H230V72H229ZM257 73H258V72H257ZM261 73H262V72H261ZM183 74H184V73H183ZM195 74H196V73H195ZM195 74H194V75H195ZM214 74H215V73H214ZM219 74H220V73H219ZM236 74H237V73H236ZM251 74H252V73H251ZM145 75H146V74H145ZM148 75H149V74H148ZM159 75H160V74H159ZM169 75H170V74H169ZM173 75H174V74H173ZM185 75H186V74H185ZM197 75H198V74H196V76H197ZM223 75H224V74H223ZM242 75H243V74H242ZM260 75H261V74H260ZM150 76H151V75H150ZM162 76H163V75H162ZM164 76H165V75H164ZM188 76H189V75H188ZM188 76H187V77H188ZM191 76H192V75H191ZM196 76H195V77H196ZM203 76H204V75H203ZM205 76H206V75H205ZM236 76H237V75H236ZM251 76H252V75H251ZM152 77H154V76H152ZM167 77H168V76H167ZM178 77H179V76H178ZM222 77H224V76H222ZM222 77H220V78H222ZM225 77H226V76H225ZM229 77H230V76H228V78H229ZM247 77H248V76H247ZM148 78H149V77H148ZM168 78H169V77H168ZM171 78H172V75H171ZM179 78H180V77H179ZM179 78H178V79H179ZM184 78H186V77L184 76ZM204 78H205L204 80L207 79L206 77H204ZM212 78H213V77H212ZM212 78H211V79H212ZM250 78H251V77H250ZM256 78H257V77H256ZM143 79H144V78H143ZM166 79H167V78H166ZM166 79H165V80H166ZM172 79H173V78H172ZM175 79H176V78H175ZM178 79H177V80H178ZM181 79H182V78H181ZM245 79H246V78H245ZM148 80H149V79H148ZM161 80H162V79H161ZM187 80H188V79H187ZM207 80H208V79H207ZM230 80H231V79H230ZM237 80H238V79H237ZM175 81H176V80H175ZM189 81H192V80L189 79ZM212 81H213V80H212ZM217 81H219V79H218ZM217 81L215 82L216 85H217ZM226 81H227V80H226ZM233 81H234V80H232V83H233ZM251 81H252V80H251ZM251 81H248V82H251ZM253 81H256V80H253ZM148 82H149V81H148ZM153 82H154V81H153ZM158 82H159V81H158ZM179 82H180V81H179ZM208 82L210 83V81H208ZM220 82H221V80H220ZM222 82H224L223 78H222ZM240 82H241V81H240V78H239L238 84H241V83H242V82H241V83H240ZM246 82H247V81H246ZM257 82H258V81H256V83H257ZM145 83H146V82H145ZM161 83H162V82H161ZM190 83H191V82H190ZM235 83H237V82L235 81L234 84H235ZM243 83H244V81H243ZM251 83H252V82H251ZM251 83H250V85H249V83H248L249 87L251 86ZM258 83H259V82H258ZM175 84H176V83H175ZM180 84H181V83H180ZM180 84L177 83V85H179V87H181ZM184 84H186V83L184 82ZM187 84H188V82H187ZM198 84H199V83H198ZM198 84H197V82H195V84H194V83H191L190 85H187V86L190 87L191 85H193V86L196 85V86L199 87V90H200V85H198ZM224 84H225V82H224ZM224 84H223V86H224ZM238 84H236V85H238ZM244 84H245V83H244ZM157 85H160V84H157ZM162 85H163V84H162ZM177 85H174L175 88H176ZM212 85H213V83H212ZM229 85H230V84H229ZM236 85H235V86H236ZM248 85H247V83H246L247 88H248ZM252 85H253V84H252ZM147 86H148V85H147ZM151 86H152V85H151ZM155 86H156V85H155ZM187 86L184 85V88L187 87ZM193 86H192L191 89H194V88H195V87H193ZM219 86H220V85H219ZM223 86H222V88L225 87V86H224V87H223ZM226 86H227V85H226ZM239 86H242V84L239 85ZM239 86H236V87L238 88ZM243 86H244V85H243ZM256 86H258V84H256ZM85 87H86V86H85ZM159 87H162V86H159ZM177 87H178V86H177ZM198 87H197V89H198ZM214 87H215V85H214ZM228 87H230V86H228ZM228 87H227L228 90L231 89V88H228ZM236 87H235V88H236ZM251 87H252V86H251ZM254 87H255V83H254ZM254 87H252V88H254ZM259 87H261V84H260ZM86 88H87V87H86ZM145 88H146V87H145ZM153 88H154V87H153ZM162 88H163V87H162ZM175 88H174V87L172 88L173 91H174ZM212 88H213V87H212ZM240 88H241V87H240ZM240 88H239V89H240ZM243 88H246V87H243ZM252 88H250V89H252ZM84 89H85V88H84ZM95 89H97V88L95 87V88H94V91H95ZM141 89H143V88H141ZM141 89H140V90H141ZM167 89H168V88H167ZM167 89H166V90H167ZM201 89H202V88H201ZM216 89H217V88H216ZM233 89H234V88H233ZM233 89H232L231 91H233ZM258 89H260V88H258ZM140 90H139V91H140ZM166 90H165V93H166ZM178 90L181 91L180 89L177 88V90H176L177 93H175V95L172 93V92H173V91H172V92H171L172 96H170L169 93H168V95L165 94V95L169 96L168 98H170V99L168 100V102H170L171 104L173 103L172 105H170V103L168 104V102H163L164 99L161 98V97L163 96V94L161 93L162 96L159 95L158 98H156L157 101L154 100V102H155V101L158 102L159 105H158V104L156 105V104H155L156 102H155V103L153 104V105H154L153 107H155V108H154V111L151 110V111H153L152 114H153L154 112H156V113H154V115H155L156 117L158 116V118L161 117V116L157 115L158 113H160V114L162 115V120H163V121H165L164 119H166V121H167V119H169V118L172 116L170 119H172L173 122L169 123V120H168V123L171 124V125H172V123H173V127H172V128L175 129V130L173 129V130H174V131H173V134H174V135H175V134L177 135V133H178L177 129H178L179 127L184 128V126H185V125L183 126V124H181L182 126H181V125L178 126V125L175 123V121H176L178 124H180L181 122H183L182 120H184V118L190 120V118H187V117L183 116L184 112H182V106L186 108V107H189V105H190L191 103H193V102H192L193 100H194V102H196L195 99H193V100L191 99V97L193 98V96H191L192 93H193L192 91H195L196 88H195L194 90H190V91H191V94H188L189 96H191V97L189 98L190 100H188V99L186 98L188 101H191V103H189L186 99H185L186 102H184V99H183V97H181V96H183V95L185 94L186 97H188V95H187L186 93L179 92ZM211 90L213 91L214 89H211ZM228 90H227V91H228ZM240 90H242V89H240ZM240 90H239V91H240ZM246 90H247V89H246ZM246 90H245V91H246ZM256 90H257V89H256ZM97 91H98V90H97ZM99 91H101V90L99 89ZM142 91H144V89H143ZM163 91H164V90H163ZM170 91H171V90H170ZM225 91H226V88H225ZM225 91H224V92H225ZM229 91H230V90H229ZM236 91L238 92L237 89H236ZM247 91H248V90H247ZM250 91H251V90H250ZM260 91H261V90H260ZM260 91H259V92H260ZM89 92H91V90H90ZM161 92H162V91H161ZM168 92H169V91H168ZM174 92H175V91H174ZM178 92H179V93H178ZM196 92H197V91H196ZM196 92H195V94H196ZM215 92L217 93V91H215ZM215 92H214V93H215ZM218 92H219V91H218ZM233 92H234V91H233ZM259 92H258V93H259ZM263 92H264V91H263ZM148 93H149V92H148ZM197 93H198V92H197ZM199 93L201 94L202 92L200 91ZM205 93H206V92H205ZM228 93H229V92H228ZM231 93H232V92H231ZM261 93H262V92H261ZM98 94H99V93H98ZM140 94H141V92H140ZM150 94H151V93H150ZM181 94H182V95H181ZM200 94H199V95H200ZM203 94H204V93H203ZM203 94H202V95H203ZM206 94H207V93H206ZM206 94H204V95H206ZM219 94H220V93H219ZM219 94H218V96H219ZM222 94H223V93L221 92L220 95L222 96ZM233 94H234V93H233ZM236 94H237V93H236ZM165 95H164V97L166 98L167 96H165ZM196 95H197V94H196ZM196 95H194V98H195ZM199 95H197V96H199ZM241 95H242V96H241ZM244 95H245V94H244ZM244 95H243L242 93L240 94V96H241L240 101H242V102L244 101V102L241 103L242 105H241V104H238V105H241V106H239V107H241V108L244 110V111H242V113L245 112V113L247 114V119H248V120H246V119H245L246 117H244L245 121H242V122H239V123L234 121L236 118H234V119L232 120L233 123H232L231 121H230L231 123H228L230 119L228 120V122L225 121V122L227 123V125L230 124V127H229L230 130L228 131V130L226 129L227 133L224 131L226 134H224V132H221V131H222V130H221L219 133H222V134H220V135L218 134V132H217L216 130H220V128H222V127H220V128H219V127L216 128V126H215L216 122H214L215 124L213 123L212 128L216 129L214 134H216V132H217V134H216L215 136L212 137L210 143L208 142L209 145L207 146V147H208L209 149H211V151L213 152L212 154H213V155H214V154L216 155V157H217L216 160L219 159V161H217V162H218V163H221V164L224 163L223 165H225L226 168L229 169L228 173H227V172H224L221 168H218V171H219V170L221 171V172H220V174L222 175V176H221V178H222L221 181L224 183L223 185H225V191L228 192V194H230V196H231V200H232V201H230V199H229V201H230V203H232L231 207H234L235 214H237V213H238V214H241V213H245V212H247L246 209H244V208H245L244 206H245V205H249V206H251V204H248V202H249V200H250L249 196H250L251 194L255 196L254 193H259V194H261V192H260L261 190H260V189H263V190H264V187H263L264 184H263V186H262V184H260L261 180H263V179L260 178V177H261V175L264 174V161H263V160H264V148H263V147H264V117H263L264 115L261 116L260 119H257V118L260 117V116H258V115H260V114L262 115L261 112H263L264 110H263V111H261V110H260V111H259V110H256V108H258V106H257L258 104L256 105V108H253V106H250V105L248 106L247 104H248V101H249V100H248V101L243 100V99H245V97H246V96H244ZM246 95H247V94H246ZM249 95H250V94H249ZM156 96H157V95H156ZM214 96L216 97L217 95H214ZM218 96H217V97H218ZM223 96L226 97L225 95H223ZM235 96H236V95H235ZM243 96H244V98H242ZM200 97H201V95L199 96V99H200ZM217 97H216V98H217ZM229 97H230V96H229ZM229 97H227V98H229ZM238 97H239V96H238ZM259 97H260V96H259ZM99 98H100V97H99ZM180 98H182L183 101H182ZM184 98H185V96H184ZM201 98H203V97H201ZM206 98H207V96H206ZM209 98H210V97H209ZM211 98H212V97H211ZM227 98H226V99H227ZM246 98L248 99V97H246ZM251 98H252V97H251ZM207 99H208V98H207ZM222 99H223V98H222ZM241 99H242V100H241ZM260 99H261V98H260ZM110 100H111V99H110ZM147 100H148V99H147ZM196 100H197V99H196ZM209 100H210V99H209ZM215 100H216V99H215ZM220 100H221V99H220ZM220 100H219V102H220ZM252 100H253V99H252ZM254 100H255V99H254ZM198 101H199V100H198ZM204 101H205V100H204ZM112 102H113V101H112ZM140 102H141V101H140ZM207 102H209V101H207ZM207 102H206V104H205L206 106H207ZM253 102H255V101H253ZM253 102H251V103L253 104ZM110 103H111V101H110ZM110 103H109V104H110ZM202 103H203V101H202ZM210 103H211V102H210ZM210 103H209V104H210ZM212 103H213V102H212ZM249 103H250V102H249ZM251 103H250V104H251ZM258 103H259V102H258ZM104 104H105V103H104ZM106 104H107V103H106ZM112 104H113V103H112ZM112 104H111V105H112ZM138 104H140V103H138ZM199 104H200V103H199ZM216 104H217V103H216ZM220 104H221V103H220ZM107 105H108V104H107ZM155 105H156V106H155ZM192 105H193V108H194V104H192ZM192 105H191V107H192ZM213 105H214V104H213ZM224 105H225V104H224ZM235 105H236V104H235ZM253 105H254V104H253ZM261 105H262V104H261ZM263 105H264V104H263ZM141 106H142V104H141ZM151 106H152V105H150L149 108L153 109V107H151ZM199 106H200V105H199ZM201 106H202V104H201ZM217 106H218V105H217ZM144 107H145V106H144ZM191 107H189V108H191ZM208 107H209V106H208ZM208 107H207V108H208ZM210 107H211V106H210ZM210 107H209V108H210ZM215 107H216V106H215ZM221 107L227 108V107H225V106H221ZM110 108H111V107H110ZM197 108H198V107H197ZM209 108H208V110H209ZM186 109H187V108H186ZM202 109H203V108H202ZM235 109H236V107H235ZM237 109H238V108H237ZM141 110H142V109H141ZM187 110H188V109H187ZM203 110H204V109H203ZM203 110H202V111H203ZM205 110H206V109H205ZM224 110H225V109H224ZM228 110H229V109H228ZM228 110H227V111H228ZM232 110H234V109H232ZM238 110H239V109H238ZM149 111H150V110H149ZM193 111H194V110H193ZM213 111H214V110H213ZM216 111H217V110H216ZM218 111H219V110H218ZM168 112H170L172 115L170 116V115L168 114ZM186 112H189V111H186ZM195 112H196V111H195ZM198 112H199V111H198ZM211 112H212V111H211ZM231 112L233 113V111H231ZM231 112H230V113H231ZM145 113H146V112H145ZM182 113H183V114H182ZM200 113H201V112H200ZM212 113H213V112H212ZM217 113H218V112H217ZM219 113H221V112H219ZM226 113H227V112H226ZM230 113H229V115H230ZM232 113H231V115H232ZM236 113H237V112H236ZM245 113H244V115H245ZM140 114H142V113H140ZM202 114H203V113H202ZM240 114H241V113H240ZM168 115H169V116H168ZM192 115H193V114H192ZM192 115H191V116H192ZM209 115H211V114H209ZM217 115H218V114H217ZM226 115H228V113H227ZM231 115H230V116H231ZM235 115H236V114H235ZM248 115H250L249 118H248ZM146 116H147V114H146ZM180 116H181V119L183 118L182 120L180 119ZM182 116H183V117H182ZM186 116H187V115H186ZM193 116H194V115H193ZM213 116H214V115H213ZM230 116H229V117H230ZM233 116H234V115H233ZM257 116H258V117H257ZM142 117H143V116H142ZM148 117H149V116H148ZM148 117H147V118H148ZM167 117H169V118H167ZM195 117H196V116H195ZM202 117L205 118V116H202ZM208 117H209V120H210L211 122H213L212 120H215V119H212V120H211V119H210V116H208ZM224 117H225V116H224ZM241 117H242V116H241ZM149 118H150V117H149ZM193 118H194V117H193ZM211 118H212V115H211ZM252 118H253V119H252ZM178 119H180V121H179ZM197 119H198V118H197ZM197 119H195V120H197ZM201 119H202V118H201ZM223 119H224V118H222V119L220 118V119H218V120H220L221 123H222ZM244 119H243V120H244ZM152 120H153V119H152ZM155 120H157V119L155 118ZM160 120H161V119H160ZM160 120H159V121H160ZM177 120H178L179 122H178ZM241 120H242V119H241ZM141 121H143V120H141ZM146 121H148V120H146ZM190 121H191V120H190ZM190 121H187V122H186V121L184 120V123H191ZM193 121H194V120H193ZM193 121H192V123H193V125H194V122H195V121H194V122H193ZM201 121H202V120H201ZM210 121H208V118H207V122L209 123ZM215 121H216V120H215ZM220 121H218V122L220 123ZM239 121H240V120H239ZM197 122H198V121H197ZM203 122H204V119H203ZM149 123H150V122H149ZM153 123H154V121H153ZM160 123H163V122H160ZM164 123H166V122H164ZM223 123H224V122H223ZM169 124H168V125H169ZM195 124H196V127H197V125L200 126V125L197 124L196 122H195ZM206 124H207V123H206ZM231 124H232V125H231ZM163 125H164V124H163ZM187 125H188V124H187ZM193 125H189V130H190V128H191L190 126H193ZM204 125H205V122H204ZM207 125H208V124H207ZM211 125H212V123L210 124V126H211ZM216 125H217V124H216ZM201 126H203V125L201 124ZM201 126H200L201 130L204 131L205 129H204V130L202 129V128H204V127H201ZM214 126H215V127H214ZM218 126H219V124H218ZM224 126H225V123H224ZM163 127H164V126H163ZM193 127H194L193 130H195V129H196L195 125H194ZM193 127H192V128H193ZM205 127H206V130H207V128L209 127V125H208V127L205 125ZM226 127H228V126H226ZM161 128H162V127H161ZM209 128H210V127H209ZM209 128H208V130H209ZM212 128H210V129L212 130ZM143 129H144V128H143ZM146 129H147V128H146ZM198 129H199V128L197 127V129H196L195 131H196L197 133H200V132L202 133V131H200V130H198ZM214 129H213V130H214ZM193 130H192V131H193ZM197 130H198L199 132H198ZM211 130H210V131H211ZM87 131H88V130H87ZM141 131H142V130H141ZM143 131H144V130H143ZM195 131L193 132V134H192V132H191L190 134H191V135H195V134H196ZM210 131H209V132H210ZM144 132H147V131L145 130ZM154 132H155V131H154ZM162 132H163V131H162ZM180 132H181V130H180ZM180 132H179V133H180ZM205 132H208V131H204V133H205ZM212 132H213V131H212ZM86 133H87V132H86ZM194 133H195V134H194ZM204 133H203V135H204ZM143 134H144V133H143ZM145 134H147V133H145ZM155 134H156V133H155ZM190 134H189V135H190ZM207 134H208V133H207ZM140 135H142V134H140ZM166 135H167V134H166ZM166 135H165V136H166ZM201 135H202V134H201ZM212 135H213V133H212ZM217 135H219V136H217ZM145 136H146V135H145ZM145 136L142 135V137H144V138H145ZM196 136H197V135H196ZM207 136H209V135H207ZM207 136H206V137H207ZM210 136H211V135H210ZM147 137H148V136H147ZM171 137H172V136H171ZM190 137H192V136H190ZM193 137H194V136H193ZM80 138H81V137H80ZM139 138H141V137L139 136ZM172 138H173V137H172ZM194 138H195V137H194ZM194 138H192V139H194ZM210 138H211V137H210ZM141 139H142V138H141ZM145 139H146V138H145ZM169 139H170V138H169ZM196 139H197V138H196ZM206 139H207V138H206ZM76 140H77V139H76ZM90 140H91V139H90ZM143 140H144V139H143ZM170 140H171V139H170ZM175 140H176V138H175ZM178 140H179V139H178ZM189 140H190V139H189ZM198 140H199V139H198ZM141 141H142V140H141ZM93 142H94V141H93ZM144 142H145V141H144ZM153 142H154V141H153ZM91 143H92V142H91ZM155 143H156V141H155L153 144H155ZM161 143H163V142H161ZM170 143H171V142H170ZM186 143H188V141H187ZM194 143H195V142H194ZM95 144H96V143H95ZM141 144H142V143H141ZM156 144H157V143H156ZM142 145L144 146V144H142ZM175 145H176V143H175ZM180 145H181V143H180ZM199 145H200V144H198V146H199ZM258 145H263V147L260 146V147H262L263 149L260 148L261 150H260V149L257 150V149L259 148ZM93 146H94V145H93ZM98 146H99V145H98ZM143 146H141V147H143ZM164 146H165V144H164ZM172 146H173V144H172ZM176 146H177V145H176ZM176 146H175V147H176ZM196 146H197V145H196ZM202 146H206V145L203 144ZM96 147H97V146H96ZM100 147H101V146H100ZM104 147L106 148V146H104ZM104 147H103V148H104ZM166 147H167V146H166ZM169 147H170V146H169ZM92 148H93V147H92ZM94 148H95V147H94ZM153 148H154V147H153ZM195 148H196V147H195ZM200 148H201V146H200ZM170 149H171V147H170ZM202 149H203V148H202ZM204 149H205V147H204ZM204 149H203V150H204ZM250 149H252V150L250 151ZM93 150H94V149H93ZM102 150H103V149H102ZM151 150H153V149H151ZM193 150H194V149H193ZM247 150L250 152V154L252 155V157H254V158H252L251 160H252V161L255 160V161H254V162L251 161V162H249V163H247V162H248L247 160H246V162H244V161H243V162H239V160L237 159V157H239V155H240V156H241V155L243 156L244 152H246ZM262 150H263V152H261ZM100 151H101V150H100ZM141 151H142V150H141ZM145 151H146V150H145ZM148 151H149V150H148ZM154 151H155V149H154ZM162 151H163V150H162ZM165 151H166V150H165ZM168 151H169V150H168ZM201 151H202V150H201ZM248 151H247V152H248ZM104 152H105V151H104ZM169 152H170V151H169ZM172 152H173V150H172ZM172 152H171V154H172ZM247 152H246V154H247ZM101 153H102V152H101ZM147 153H148V152H147ZM159 153H160V152H159ZM176 153H177V151H176ZM148 154H149V153H148ZM204 154H205V153H204ZM246 154H245V155H246ZM248 154H249V153H248ZM254 154H255V155H254ZM143 155H144V154H143ZM145 155H146V154H145ZM156 155H157V154H156ZM158 155H159V154H158ZM177 155H178V154H177ZM193 155H194V154H193ZM202 155H203V154H202ZM213 155H212V156H213ZM245 155H244L243 157H245ZM162 156H163V154H162ZM178 156H179V155H178ZM198 156L200 157V155H198ZM198 156H197V157H198ZM212 156H211V157H212ZM248 156H250V155H248ZM101 157H102V156H101ZM143 157H144V156H143ZM148 157H149V155H148ZM152 157H154V154H153ZM160 157H161V156H160ZM194 157H195V156H194ZM214 157H215V156H214ZM104 158H105V157H104ZM137 158H138V157H137ZM156 158H157V157H156ZM188 158H189V157H188ZM191 158H192V157H191ZM255 158H256V159H255ZM138 159H140V158H138ZM147 159H148V158H147ZM150 159H151V158H150ZM153 159H155V158H153ZM153 159H152V160H153ZM158 159H159V158H158ZM205 159H206V158H205ZM155 160H156V159H155ZM166 160H167V159H166ZM186 160H187V159H186ZM188 160H189V159H188ZM188 160H187V161H188ZM190 160H191V159H190ZM140 161H142V160L140 159ZM146 161H147V160H145V162H146ZM181 161H182V160H181ZM183 161H184V160H183ZM196 161H197V160H196ZM211 161L213 162L212 159H211ZM221 161H222L223 163H222ZM142 162H143V161H142ZM145 162H143V164H144ZM158 162H159V161H158ZM169 162H170V161H169ZM261 162H262V163H261ZM140 163H141V162H139V164H140ZM147 163H148V162H147ZM152 163H153V162H152ZM175 163H176V161H175ZM183 163H184V162H183ZM213 163H214V162H213ZM244 163H245V164H244ZM211 164H212V163H211ZM211 164H210V165H211ZM215 164H217V163H215ZM147 165H148V164H147ZM150 165H151V163H150ZM156 165H157V164H156ZM161 165H162V164H161ZM166 165H168V164L166 163ZM187 165H188V164H187ZM212 165H213V164H212ZM142 166H143V165H142ZM142 166H141V167H142ZM158 166H159V164H158ZM188 166H189V165H188ZM213 166H215V165H213ZM160 167H161V166H160ZM160 167H158L159 170H160ZM162 167H163V166H162ZM175 167H176V166H175ZM210 167H211V166H210ZM217 167H219V166H217ZM220 167H221V166H220ZM143 168H144V167H142V169H143ZM156 168H157V166H156ZM158 168H157V169H158ZM167 168H168V167H167ZM176 168H178V167H176ZM224 168H225V167H224ZM152 169H154V167H152ZM164 169H165V167H164ZM210 169H211V168H210ZM227 169H225V170H227ZM144 170H145V169H143V172L140 171V173H144ZM177 170H178V169H177ZM207 170H208V169H207ZM136 171H137V170H136ZM153 171H154V170H153ZM160 171H161V170H160ZM164 171H165V170H164ZM218 171H217V173H218ZM222 171L224 172V174H223ZM165 172H167V171H165ZM174 172H175V171H174ZM179 172H180V171H179ZM150 173H151V171H150ZM144 174H145V173H144ZM175 174H176V172H175ZM139 175H140V174H139ZM146 175H147V173H146ZM148 175H149V174H148ZM148 175H147V177L150 176V175H149V176H148ZM168 176H170V175H167L166 177H168ZM178 176H179V175H178ZM211 176H212V175H211ZM211 176H210V177H211ZM263 176H264V175H263ZM152 177H154V176H151V178H152ZM178 178H180V177H178ZM218 178H219V176H218ZM263 178H264V177H263ZM169 179H170V178H169ZM219 179H220V178H219ZM260 179H261V180H260ZM148 180H149V179H148ZM157 180H158V178H157ZM171 180H172V179H171ZM182 180H183V179H182ZM144 181H145V180H144ZM153 181H154V180H153ZM158 181H159V180H158ZM215 181H216V180H215ZM173 182H174V181H173ZM171 183H172V182H171ZM184 183H185V182H184ZM216 183H217V182H216ZM216 183H215V184H216ZM150 184H151V183H150ZM154 184H155V183H154ZM156 184H158L157 181H156ZM163 184H164V183H163ZM185 184H186V183H185ZM182 185H183V184H182ZM216 185H217V184H216ZM220 185H221V184H220ZM153 186H154V185H153ZM155 186H156V185H155ZM157 186H158V185H157ZM162 186H163V185H162ZM183 186H184V185H183ZM159 187H160V186H159ZM186 187H187V186H186ZM259 187H261V188L259 189ZM161 188H162V187H161ZM189 188H190V187H189ZM188 190H189V189H188ZM258 190H260V191H258ZM263 190H262V191H263ZM189 191H191V190H189ZM257 191H258V192H257ZM251 192H253V193H251ZM194 193H195V192H194ZM225 195H226V194H225ZM190 196H191V195H190ZM221 197H223V196H221ZM226 197H227V196H226ZM192 198H196V196H195V197L192 196ZM260 198H261V197H260ZM196 199H197V198H196ZM256 199H257V198H256ZM192 200H194V202H195V199H192ZM251 200L253 201V200H255V198L252 197ZM251 200H250V201H251ZM227 201H228V199H227ZM229 201H228V204H229ZM261 202H263V201H261ZM195 203H196V204L198 203V205H200L202 202H195ZM251 203H252V202H251ZM254 203H255V202H254ZM203 204H204V203H203ZM203 204H201V206H202ZM262 204H264V203H262ZM191 205H192V204H191ZM194 205H195V204H194ZM198 205H197V207H198ZM206 205H207V204H206ZM233 205H234V206H233ZM195 206H196V205H195ZM201 206L198 208L199 212H200V208H201V210L204 209V208H202L203 206H202V207H201ZM249 206H248V207H249ZM252 206H253V205H252ZM257 206H259V205H257ZM197 207H196V208H197ZM260 207H261V205H260ZM229 208H230V207H229ZM249 208H250V207H249ZM249 208H248V209H249ZM208 209H209V208H208ZM231 209H232V208H231ZM243 209H244V211H242ZM248 209H247V210H248ZM253 209H254V208H253ZM198 210H197V211H198ZM204 210H205V209H204ZM206 210H207V209H206ZM234 210H233V211H234ZM251 210H252V208H251ZM261 210H262V208H261ZM195 211H196V209L194 210V212H195ZM209 211L212 212L211 210H209ZM228 211H229V210H228ZM194 212H193V213H194ZM200 213H201V212H200ZM212 213H213V212H212ZM212 213H211V214H212ZM230 213H231V212H230ZM195 214H196V212H195ZM197 214H198V213H197ZM231 214H232V213H231ZM235 214H234V215H235ZM200 215H202V214H200ZM228 215H229V216H232V215H230V214H228ZM244 215H246V214H244ZM211 216H212V215H211ZM249 217H250V216H249ZM204 218H205V216H204ZM238 218H239V217H238ZM240 218H241V217H240ZM257 218L259 219V217H257ZM262 218H263V216H262ZM205 219H206V218H205ZM212 219H213V218H212ZM212 219H211V220H212ZM235 219H237V218H235ZM211 220H210V221H211ZM241 220H242V219H241ZM241 220L239 219V221H241ZM245 220H246V219H245ZM248 220H249V219H248ZM250 220H252V219L250 218ZM232 221H233V220H232ZM235 221H236V220H235ZM243 221H244V219H243ZM255 221H256V219H255ZM257 221H258V220H257ZM261 221H262V220H261ZM258 222H259V221H258ZM235 223H236V222H235ZM239 223H240V222H239ZM239 223H237V224H239ZM243 223H244V222H243ZM245 223H246V222H245ZM241 224H242V223H241ZM246 225H247V224H246ZM260 225H261V223H260ZM238 226H239V225H238ZM240 226H241V225H240ZM244 226H245V225H244ZM248 226H249V225H248ZM256 226H257V225H256ZM262 226H263V225H262ZM242 227H243V226H242ZM242 227H241V229L243 230ZM246 227H247V226H246ZM243 231H244V230H243ZM248 231H249V230H248ZM248 231H247V232H248ZM250 231H251V230H250ZM254 232H255V231H254ZM254 232H253V233H254ZM246 234H248V233H246ZM259 234H260V233H259ZM263 234H264V233H263ZM250 235H251V234H250ZM254 235H255V233H254L252 236L254 237ZM257 235H258V234H257ZM112 236H113V235H112ZM251 238H252V237H251ZM122 239H123V238H122ZM122 239L120 238V241H121ZM252 239H253V238H252ZM254 239H255V238H254ZM257 239H258V238H257ZM259 239H260V238H259ZM260 240H262V239H260ZM260 240H259V241H260ZM249 241H252V240H249ZM259 241H258V242H259ZM253 244H254V247H255V242H254ZM260 245H261V244H260ZM263 245H264V243H263ZM103 247H104V246H103ZM114 249H115V248H114ZM135 249H136V248H135ZM115 250H116V249H115ZM115 250H114V251H115ZM136 250H137V249H136ZM131 251H132V250H131ZM118 252H119V251H118ZM123 252H124V251H123ZM123 252H122V253H123ZM132 252H133V251H132ZM262 252H263V251H262ZM111 253H112V252H111ZM111 253L108 252L109 255L105 257V259L108 260V261H107V262H108L107 264H124V263H123V260L120 261V259H116V258H114V256L111 255ZM127 253H128V252H127ZM130 253H131V252H130ZM260 253H261V252H260ZM132 254H133V253H131L130 255H132ZM134 254H135V253H134ZM113 255H114V253H113ZM130 255H129V256H130ZM262 256H263V254H262ZM125 257H126V256H125ZM100 258H101V257H100ZM234 258H235V257H234ZM126 259H127V258H126ZM230 259H231V258H230ZM244 260H245V259H244ZM21 262H24V260L21 261ZM22 264H23V263H22ZM130 264H131V263H130ZM230 264H232V263H230ZM237 264H238V263H237Z\"/></svg>","mask_w":264,"mask_h":264}]
</instances>
